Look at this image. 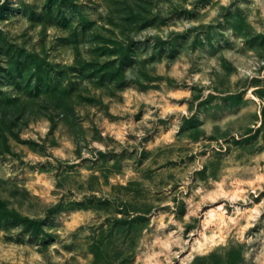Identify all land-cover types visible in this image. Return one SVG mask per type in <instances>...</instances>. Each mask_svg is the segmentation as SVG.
<instances>
[{"label": "rangeland", "instance_id": "1", "mask_svg": "<svg viewBox=\"0 0 264 264\" xmlns=\"http://www.w3.org/2000/svg\"><path fill=\"white\" fill-rule=\"evenodd\" d=\"M187 3H0V264H264V0Z\"/></svg>", "mask_w": 264, "mask_h": 264}, {"label": "clouds", "instance_id": "2", "mask_svg": "<svg viewBox=\"0 0 264 264\" xmlns=\"http://www.w3.org/2000/svg\"><path fill=\"white\" fill-rule=\"evenodd\" d=\"M4 0H0V3H3ZM221 2L224 4V5H227L230 0H221ZM186 7H191V0H188V3L185 5ZM165 9L168 8V5L165 4L164 5ZM156 11H158L157 8H154L153 9V12L155 13ZM219 11V9L217 8L216 10H213L211 12V14L203 21L205 24L209 23L212 21V18L215 17L217 15V12ZM165 14H167L165 12ZM192 26V23H189V22H184L182 25H177L175 27L173 26H169V27H165L162 31L158 32L156 28H148L146 29L144 32L140 33L139 36H137L136 38L137 39H142L144 36H147V35H160L162 38H167L168 37V34L172 31H184L186 28L188 27H191ZM257 30L258 31H261L262 29H260L258 26H257ZM51 31V29H50ZM133 36H136L135 33H133ZM213 63H215V61H213ZM262 63H264V61H262ZM248 64L251 65V68H249L246 72L244 70L241 71V75H248V76H254L256 75V72L253 71L252 69H255L256 67H258L259 65L257 64H254L252 61H248ZM261 75H264V73H261ZM196 80H200V77L199 76H196L195 77ZM233 79H237L236 76H233ZM190 83L192 81H189ZM203 84H208L209 81L205 78L203 81ZM205 96L208 95V92L206 91L204 93ZM226 123V121L224 122ZM205 129L207 130V132L209 134L212 133V125L211 124H207L204 126ZM139 135H144L143 132L139 133ZM233 135H237V133H233ZM69 147H71V145H69ZM96 147H100L102 148L103 145H100V144H97ZM58 155H64L63 152H57ZM88 153L86 152L85 155H87ZM203 164L202 163H199L196 165V168L197 169H200V168H203ZM231 172H241V174H243L244 171H247L246 169H240V168H236V169H232L230 170ZM192 172V169H189V172H188V176H190ZM231 180V177L230 175L229 176H223V178L219 181V182H214L216 184V188L206 194H204L203 196H201V199L199 202L196 203L195 207L194 208H191V210L187 213V215L183 218V222H178L172 218H169L168 220V223L169 224H176L177 225V228H176V232L174 233H171L170 234V238L172 236H175V239L172 240V243L173 244H179L180 241L183 240V228L180 227V223H183L185 225L187 224H196V221L199 220V217L201 215H205V213H201V207L208 203V202H212V203H215V200L216 199H220V198H224L225 199V203H227L229 200H235L237 199L238 197L234 196V195H228L227 197L224 196V192H223V185L226 184V182H229ZM185 185L190 183V179L186 178L185 181H184ZM231 183L232 184H243V183H247V180H231ZM186 190V189H185ZM202 189H197V192H201ZM231 191V190H229ZM243 191V189H241V192ZM245 202H247V198L245 197ZM168 203H171V201L169 200ZM173 207H175V205H173ZM224 209V205L223 204H220L218 206H216L215 209H210V212L209 214L211 213V211L215 210V211H221ZM223 214V213H221ZM195 218V219H193ZM231 219V218H230ZM252 219H255V217H253ZM167 225H164L163 223H161V227H166ZM202 226H203V221H200L199 224L197 225V228H194L193 231L189 234V239H192L193 237H195L197 235V231L198 229L199 230H202ZM247 227H249V224H241L239 220H232V222L230 223V225L225 229V232L226 233H231L233 236H235V238L237 240H240V241H244L245 237H244V232L245 230L247 229ZM233 229H235V232H233ZM264 231V230H262ZM248 241L251 242L252 241V237H248ZM262 243H264V241H262ZM184 246H187V241H183V244L181 245V248L183 249ZM262 252H264V249H262ZM37 258H39L37 256Z\"/></svg>", "mask_w": 264, "mask_h": 264}]
</instances>
